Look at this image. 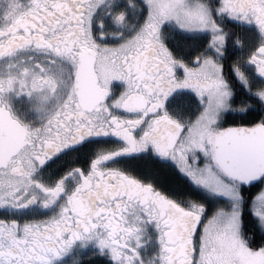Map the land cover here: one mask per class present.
<instances>
[{
	"label": "snow or ice",
	"instance_id": "snow-or-ice-1",
	"mask_svg": "<svg viewBox=\"0 0 264 264\" xmlns=\"http://www.w3.org/2000/svg\"><path fill=\"white\" fill-rule=\"evenodd\" d=\"M0 264H264V0H0Z\"/></svg>",
	"mask_w": 264,
	"mask_h": 264
}]
</instances>
